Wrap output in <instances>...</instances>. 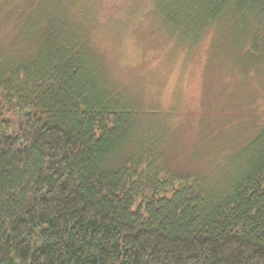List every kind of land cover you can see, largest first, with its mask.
<instances>
[{"label": "trees", "instance_id": "1", "mask_svg": "<svg viewBox=\"0 0 264 264\" xmlns=\"http://www.w3.org/2000/svg\"><path fill=\"white\" fill-rule=\"evenodd\" d=\"M88 1L10 10L31 9L0 49V264H264V125L230 172L168 175L151 116L110 86ZM141 1L188 47L264 16V0Z\"/></svg>", "mask_w": 264, "mask_h": 264}, {"label": "rangeland", "instance_id": "2", "mask_svg": "<svg viewBox=\"0 0 264 264\" xmlns=\"http://www.w3.org/2000/svg\"><path fill=\"white\" fill-rule=\"evenodd\" d=\"M14 3L24 0H0V49L24 27L17 15L31 11L26 4L12 16ZM87 6L99 21L94 48L110 86L132 94L135 106L151 116L168 175L230 172L233 157L264 125V16L250 17L243 27L223 17L188 47L173 43L141 0H89ZM253 33L260 38L257 53Z\"/></svg>", "mask_w": 264, "mask_h": 264}, {"label": "bare ground", "instance_id": "3", "mask_svg": "<svg viewBox=\"0 0 264 264\" xmlns=\"http://www.w3.org/2000/svg\"><path fill=\"white\" fill-rule=\"evenodd\" d=\"M89 42V41H88ZM107 67V66H106ZM128 91V90H127ZM135 91V90H134ZM132 95V94H131ZM134 95V94H133ZM153 107H155V106H153Z\"/></svg>", "mask_w": 264, "mask_h": 264}]
</instances>
